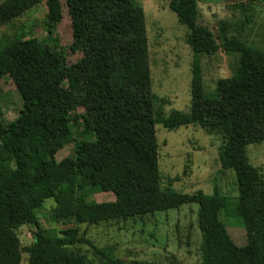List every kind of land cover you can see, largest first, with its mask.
<instances>
[{
	"label": "trees",
	"instance_id": "obj_1",
	"mask_svg": "<svg viewBox=\"0 0 264 264\" xmlns=\"http://www.w3.org/2000/svg\"><path fill=\"white\" fill-rule=\"evenodd\" d=\"M45 3L46 30L63 15L60 0H3L0 27ZM73 49L87 47L68 64L58 51L36 38H14L0 46V81L9 77L20 96L19 115L6 122L0 110V264H21L23 249L16 231L36 229L25 250L27 264H87L69 247L86 244L101 264H122L115 246L98 249L76 227L60 236L44 231L37 212L52 199L54 223L99 225L197 204L201 234L200 264H264V182L246 149L264 143V51L227 40L223 50L239 55L231 77L206 95L201 57L219 50L212 33L197 25L196 0H170L168 7L188 29L193 53L190 109L164 115V98L153 94L145 17L134 0H65ZM69 84L61 95L53 87ZM82 109V113H77ZM166 130L200 127L221 134L223 170L234 172L237 219L246 244L238 247L220 220L228 199L215 189L206 195L161 187L155 126ZM73 144V155L56 154ZM96 193L113 201L91 203ZM132 264H159L134 262Z\"/></svg>",
	"mask_w": 264,
	"mask_h": 264
},
{
	"label": "rangeland",
	"instance_id": "obj_2",
	"mask_svg": "<svg viewBox=\"0 0 264 264\" xmlns=\"http://www.w3.org/2000/svg\"><path fill=\"white\" fill-rule=\"evenodd\" d=\"M3 0H0V3ZM63 15L57 27L49 33L45 26L47 9L41 1L35 7L0 27V46L14 38H36L44 49L58 51L68 64L77 62L87 47L73 49L70 19L65 0H60ZM170 0H134L141 6L146 27L147 51L153 94L164 98V115L170 111L185 114L190 109V83L193 53L186 44L188 29L179 24L169 9ZM197 25L207 28L213 35L219 50L201 57L202 85L209 95L216 90L217 82L232 76L239 60L238 53L223 50L227 40H237L246 46L264 51V0H196ZM69 90L66 82L53 87L55 95ZM22 103L16 87L9 77L0 81V110L6 122L14 120ZM78 109L77 113H82ZM158 149V169L161 187L178 193L193 194L201 191L206 195L216 189L228 199V207L221 211L220 220L238 247L245 246L246 235L237 219L238 196L234 172L223 170L219 151L225 142L219 133H210L200 127L187 126L166 130L155 126ZM249 164L256 168L264 182V143L250 145L246 149ZM73 155V144L64 146L56 154L60 161ZM112 193H96L91 203L113 201ZM52 199L46 200L37 212L40 227L49 234L60 236V231L76 227L92 246L101 249L115 246V257L122 264L134 262L159 264H200L201 234L196 220L197 204H187L165 212H156L128 220L112 221L99 225H75L54 223ZM36 229L24 225L16 231L23 249L21 264H27L24 249L32 244ZM84 255L87 264H101L92 248L86 244L69 247Z\"/></svg>",
	"mask_w": 264,
	"mask_h": 264
}]
</instances>
